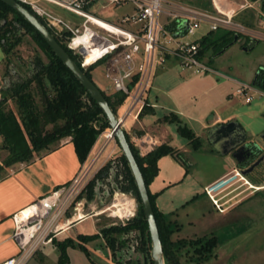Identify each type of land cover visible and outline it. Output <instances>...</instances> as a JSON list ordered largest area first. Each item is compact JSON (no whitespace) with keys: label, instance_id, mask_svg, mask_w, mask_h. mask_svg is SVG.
Masks as SVG:
<instances>
[{"label":"rangeland","instance_id":"obj_1","mask_svg":"<svg viewBox=\"0 0 264 264\" xmlns=\"http://www.w3.org/2000/svg\"><path fill=\"white\" fill-rule=\"evenodd\" d=\"M209 1L180 0L184 4L215 13L216 11L211 5L210 7L201 5V3L207 4ZM257 1L254 6L256 9L246 10L235 20L248 30L253 29L264 34V29L261 27L264 17H261L260 7H258L260 0ZM128 11H130V6L120 7L114 11L110 8L100 11L96 16L113 22L116 15H123ZM9 19L11 20V16ZM1 25L4 26L3 19H0ZM205 31L206 28L202 27L192 36H188L187 40L199 39ZM223 31L226 30L220 28L217 31H213L212 35ZM244 34L246 33H243L242 38L227 48L224 53L214 56L212 51H208L203 56L201 60L214 73L203 72L196 74L190 70L181 69L175 60L167 57L163 65L155 73L150 92L151 100H154L157 95L161 104V107L156 110L157 116L162 117L164 113H167L166 110L174 105L180 107L183 111L189 108L193 118L203 115L202 113L208 114L211 111L219 113L220 111L217 107L226 110L222 98L231 93L230 88L235 90L237 86L232 87L222 73L231 72L245 81L246 84H251L249 83L250 77V80H252L257 69L264 67V35L253 33L254 37L259 39V43L250 50L244 51L245 47L249 48V45L245 43L246 35ZM15 37H18L20 41L13 47L9 55H4L0 44L1 87L4 83L8 84L17 77L26 79L31 74L36 58H40L45 63L47 62L44 53L36 45L30 34L20 29ZM260 38L262 39L260 40ZM9 40L13 39L10 38ZM163 41L162 39V43ZM91 76L93 81L97 82L101 88L107 85L106 89L108 92L100 88L104 93L106 92L105 94H114L102 65L94 67ZM249 94L252 95L250 103L246 104L244 103V98L235 96L231 101L232 108L229 105L227 108L231 109L229 110L230 113H238V119L241 121L246 119L248 111L251 112L259 122V128H264V96L253 91L249 92ZM36 100L38 103L40 102L39 97H36ZM8 107L15 111L16 106L12 102L8 104ZM153 111L154 108L149 105L144 114L152 113ZM252 111H255V113ZM148 119L151 118L148 117ZM181 139L183 140V138ZM257 142L263 146L259 138ZM208 146L206 144V148ZM193 148L191 145L192 150ZM120 153L118 147L115 148L112 160L115 167L110 171V177L107 181L101 183L102 185L95 195L94 202L90 204L95 210L91 211L92 209L85 205V212H97L111 204L113 205L115 199L121 200L125 198L120 195L117 196L116 193L114 195L110 193L113 190H117L114 178L115 174L121 169L119 162ZM204 153L205 147L201 146L197 152L189 154L188 163L191 164V168H187L188 174L186 177V169L180 170L182 173L179 175V168L169 156L160 165L162 176H168V179L178 177V179L182 180L176 190L174 188L177 185L171 186L174 189L173 195H167L169 200L176 204V207H179L181 203L190 201L192 196L197 197L195 201L184 206L183 209L175 214L167 215V222L172 223V229L178 228L171 234L170 240L173 242L179 240L193 241L199 238L209 239L215 237L218 245L213 250L212 257L199 264H264V163L258 168L256 175L252 179L256 188L252 186L248 188L241 183L234 185L224 181L223 177H220L222 169L213 164L212 160ZM4 156L5 153L0 151V163ZM182 156L185 157V154ZM1 175L2 172L0 171ZM126 197L133 201V212L136 213L137 203L135 199L130 194H127ZM236 202H239V204L235 205ZM231 204L234 205L232 206ZM106 210L115 217L107 219V223L116 225L122 222L119 218L132 214L130 210H123L115 206H110ZM100 218L101 220H106L105 216ZM99 226V224H95L94 219H87L71 232L75 233L78 231L84 234H91L95 233ZM122 239L125 242L124 245L119 247L116 250L117 252L113 254L105 248L104 243H101L98 248L103 253L110 255L115 264H152L150 261V250L148 253H145L146 250H140L139 246L142 244V239L138 232L124 235ZM143 248L147 249L148 244L145 243ZM193 249V247L187 245L186 247H181L179 251H175V257L180 264H197L191 259ZM59 254L57 245L42 246L34 256V263L30 264H58ZM98 264L103 263L98 261Z\"/></svg>","mask_w":264,"mask_h":264},{"label":"built area","instance_id":"obj_2","mask_svg":"<svg viewBox=\"0 0 264 264\" xmlns=\"http://www.w3.org/2000/svg\"><path fill=\"white\" fill-rule=\"evenodd\" d=\"M15 1L28 7L63 40L79 57L83 69L94 65L104 67L110 88L125 96L115 115L126 135L128 122L137 121L147 106L146 94L152 88L157 68L167 57L175 60L181 69L196 74L212 72L199 57V40H187L202 24L208 25L209 32L223 28L255 38L252 32L234 20L236 11L223 6L220 0H212L215 13L180 0ZM124 6H130V11L116 15L113 22L96 16L100 11L110 8L114 11ZM172 25L173 29H169ZM254 90L251 84L243 83L235 93L250 103L252 95L249 92L258 94ZM128 137L140 157L151 153L157 144L147 133ZM117 147L113 131L108 126L99 133L86 160L67 184L13 214L12 237L17 242L18 252L0 264H27L40 247L51 243L59 231L58 222L69 209L75 207L78 211L83 206V195L89 182L113 160ZM108 148L106 158L101 161ZM134 216L132 211L124 218H118L125 222Z\"/></svg>","mask_w":264,"mask_h":264},{"label":"trees","instance_id":"obj_3","mask_svg":"<svg viewBox=\"0 0 264 264\" xmlns=\"http://www.w3.org/2000/svg\"><path fill=\"white\" fill-rule=\"evenodd\" d=\"M201 5L204 7L208 5L210 7L211 3L209 1L207 4L201 3ZM24 7L28 9V7ZM259 7L261 17H264V0L260 1ZM10 16L11 20L9 19ZM0 19L4 21V26H0V44L4 55H9L13 47L19 43L20 39L15 37V35L20 29H23L31 35L47 59L45 63L40 58H36L31 74L26 79L11 80L8 84L4 83L0 89V151L5 153L0 163V171L4 168L30 163L42 152L53 149L59 141L66 138H70L77 159L82 164L91 151L99 133L108 127L101 110L71 72L55 56L41 36L23 18L1 1ZM40 21L44 24L42 20ZM169 29H173V25ZM50 32L53 34L52 31ZM53 36L69 57L93 81L91 72L97 65L83 69L79 57L67 48L63 40L54 34ZM235 36H237V41L242 38V34L230 30L216 35H212V32H209L199 40L200 59L208 51H212L214 56L219 55L223 48L233 42ZM10 38L13 40H9ZM245 40L246 45H249V49L255 45L256 40L247 36ZM251 86L264 94V67L257 69ZM101 92L111 109L116 113L118 107L123 103L125 96L121 93L107 95L102 90ZM36 97H39V103ZM10 102L16 106L15 111L8 107ZM145 111L146 107H144L139 117ZM178 130L183 137L190 141V144L194 148L199 146V140L194 137L190 130L185 127H179ZM126 138L144 178L159 232L165 264H180L175 257V251H179L181 247L183 248L187 245L194 248L191 257L194 262L199 264L209 260L212 257L213 250L218 245L216 238L171 241V234L174 230H178V228L172 229V223L167 222V215L158 211L155 206L154 196L149 192V185L158 174V160L166 155L174 156V151L170 147L162 145L147 156L140 157L130 143L128 135H126ZM119 160L121 169L115 174L114 182L120 192L133 196L137 203V210L135 216L124 224L121 223L103 228L100 234L113 254L119 247L124 245L125 242L122 239L124 235L138 232L142 239V244L139 246L140 250H146L145 253H148L151 249L150 238L140 198L126 161L121 153ZM112 168L113 165L111 164L105 165L96 174L95 178L89 182L85 192L88 199H91L93 196L96 180L107 178ZM97 238V234L79 236V240L82 243H87ZM52 242H54V238ZM145 243L148 244V250L143 248ZM56 245L60 252L58 264H69V258L66 253L69 247L80 249L90 258V254L86 248L71 239L57 242Z\"/></svg>","mask_w":264,"mask_h":264},{"label":"crops","instance_id":"obj_4","mask_svg":"<svg viewBox=\"0 0 264 264\" xmlns=\"http://www.w3.org/2000/svg\"><path fill=\"white\" fill-rule=\"evenodd\" d=\"M220 2L222 3L223 6L226 5V7H228L230 10L236 11V15L234 17L235 20L246 10L256 9V7L254 6L257 4L258 1L257 0L256 1L220 0ZM210 3L211 6L214 8V4L212 3V0H210ZM241 6L243 7L240 8ZM259 6L260 5L258 3V7ZM261 24H262L261 27L264 29V21L261 22ZM202 27H205L206 31L200 36L198 40H201L209 33L207 24H202L201 28ZM249 31L260 35L263 34L253 29H250ZM250 38L259 41L258 39H255L251 36ZM261 39L262 38H260V40ZM212 72L214 73V71ZM222 74L225 76V78L228 79L232 87L237 86L238 88L241 84L246 83L245 81H243L236 75L232 74L231 72L222 73ZM16 79H19V77H17ZM250 79H249V83H251L253 78L252 80ZM95 84L99 88H101L97 82H95ZM106 87L107 85L102 87L103 91L108 92ZM151 89L146 94V103H147L146 108L149 105H151L154 108V111L152 113L143 114L138 118L137 121H133V120L129 121L127 135L130 136L132 134L142 135L144 133H147L148 136H150L153 140L157 142V144L154 147V150L159 146L164 145L170 147L175 153L174 156L166 155L158 160L157 163L158 174L149 185V192L151 195L154 196L155 206L160 213L171 216L175 214L177 211L183 209L184 206L195 201V198H197L195 196H192L190 201H186L183 204L181 203L179 207H176V204H174L173 201L169 200L167 195L168 194L173 195V190L174 189L176 190L179 184H181L182 180L178 179V177H173V179L172 178L168 179V176L165 175L162 176L161 166H160L162 161H164V159L167 156L171 157L174 161L173 163H175V165L179 168L178 169L179 175L182 173L181 171H183V169H186L185 170V177H186L188 174L187 168L189 169L191 168V164L188 163L189 154L197 152L198 149L201 148V146L205 147L204 154H206V156L212 160V163L218 166V168L220 167V169H222V173L220 174V177L222 176L224 181L234 185L237 183H241L248 188H251V186L256 188V186L253 185L254 183L252 179L256 175L257 170L249 176L239 175L238 171L236 170V166L233 160L230 158V156L228 155L221 156L219 153H217L212 148L208 139V134L210 130L216 127L217 125L225 124L228 122H238L246 133V141L255 142L258 145H260L259 142H257V139L260 138L261 134L264 132V128L263 127L259 128L260 124L256 120V117H254L252 113L248 111V113L246 114L247 117L246 119H244L245 120L244 122V120L241 121L238 119L239 116L238 113H230L229 110L231 109L227 108L228 105L230 106V108H232L231 101L235 96H237L235 93L236 89L233 90L232 88H230L231 93L227 94L225 98H222V101L224 102L225 105L224 108H226V110L221 109V107H217L220 111L219 113L211 111L208 114L202 113L203 115L194 118L189 108L183 111L181 110L180 107H176V105H174L172 108L167 109L166 110L167 113H164L162 117L161 116L158 117L156 114V110L161 107V104L158 101L157 95L156 98L154 99L155 101L151 100L152 99V97L150 96ZM254 91L258 92L259 95L264 96V94H262L258 90H254ZM252 112L255 113V111ZM148 117H150L151 119H148ZM179 127H185L193 133L194 137L199 140V146H197V148H193V150L191 149L190 141H188V139H186L179 133L178 130ZM179 137L183 138V140ZM0 143H1V139H0ZM206 144L209 145L207 148H206ZM260 146L263 147L262 145ZM108 151L109 150L105 151L102 154L100 159L101 161H103L106 158ZM184 154L185 157L182 156ZM107 164H111L113 165V167H115L114 166L115 164L112 161L108 162ZM80 165L81 164L77 159L74 146L70 141V138H66L59 141L57 146L54 147L53 149L42 152L37 158H35L30 163L20 164L17 166L4 168L3 170H1L2 175L0 176V263L10 257L15 256L18 252L17 242L12 237L14 231V224L12 221L13 214L28 207L36 200L48 195L56 188L67 184L76 174ZM112 169H110V171H112ZM109 177H110V173L107 178L102 180L101 179L96 180L93 188L92 198L88 199L87 194L85 193L86 195L85 194L83 195V201H84L83 206L78 211H75V207L67 211V213L58 222L59 231L54 236V242H51L44 246V247H49L50 245H56L57 242L64 241L65 239H71L75 243L83 245L86 248V250L89 252L90 258H88L85 255V253L80 249L69 247L66 250L67 256L69 258V264H98V261L102 262L103 264H115L113 263L112 257H110V255L103 253L98 248L99 245H101V243L102 244L104 243L105 248H107L109 251V248L105 244V241L103 240L100 231L103 228H108L110 226L116 225L114 223H107L108 222L107 219L114 217L111 213L109 214L108 211L106 210L112 204L108 207H105L93 213H87L85 212L86 210L84 209L85 205H88L87 207L91 208L92 209L91 211L95 210L94 208L91 207L90 204L94 202L95 195L96 193H98L99 188L102 185L101 183L107 181ZM173 185H177V186L173 189L171 187ZM110 193L113 195L116 193L117 196L120 195L122 197L127 198L126 197L127 194L120 192L119 189L113 190ZM131 202L133 203V201ZM238 204L239 202H236L235 205ZM231 205L233 206L234 204ZM121 209L130 210L128 208H121ZM130 211H133V209ZM102 216H105L106 220H101L100 217ZM87 219H94L95 224L100 225L99 228L95 231V233L84 234L78 231L75 233L71 232L73 229H76L78 225H80ZM121 223L123 224L125 222H121ZM95 234L98 235V238L95 240L89 241L87 243H82L79 240V236H91ZM36 253L28 261L27 264H30L34 261L35 258L34 256L36 255Z\"/></svg>","mask_w":264,"mask_h":264},{"label":"water","instance_id":"obj_5","mask_svg":"<svg viewBox=\"0 0 264 264\" xmlns=\"http://www.w3.org/2000/svg\"><path fill=\"white\" fill-rule=\"evenodd\" d=\"M0 1L10 7L21 18H23L41 36V38L46 42L55 56L71 72L74 78L82 85L87 94L101 110V113L104 116L108 126L113 131L116 143L122 156L124 157V160L126 161L127 167L131 173L140 198L150 238V260L152 264H165L159 232L144 178L132 153L129 142L127 141L126 134L122 130L114 111L109 106L101 90L69 57L65 50L56 41L49 29L34 14H32L27 8H25L15 0ZM236 42L237 36L234 37V40L230 45L222 49L220 54L224 53L227 48H229ZM256 44H258L257 40L255 42V45ZM250 49L245 47L243 50L248 51ZM208 139L212 148L221 156H226L228 154H232L233 156H235L237 154H241V152L245 148L246 133L238 122H228L225 124H219L211 129L208 134ZM263 160L264 156L260 157L249 169L243 171L242 174L246 175L250 173ZM239 162L241 161L239 160Z\"/></svg>","mask_w":264,"mask_h":264},{"label":"flooded vegetation","instance_id":"obj_6","mask_svg":"<svg viewBox=\"0 0 264 264\" xmlns=\"http://www.w3.org/2000/svg\"><path fill=\"white\" fill-rule=\"evenodd\" d=\"M259 139L264 146V132L261 134ZM228 156H230V158L233 160L239 175L249 176L256 170H258V168L264 163V160L250 173L243 175L242 172L249 169L260 157L264 156V148L255 142L245 141V148L243 149L241 154H237L235 156H233L232 154H228ZM239 160L241 162H239Z\"/></svg>","mask_w":264,"mask_h":264},{"label":"bare ground","instance_id":"obj_7","mask_svg":"<svg viewBox=\"0 0 264 264\" xmlns=\"http://www.w3.org/2000/svg\"><path fill=\"white\" fill-rule=\"evenodd\" d=\"M113 206L120 208H128L130 210L133 209V203L128 198H124L121 200H119L118 198L115 199Z\"/></svg>","mask_w":264,"mask_h":264}]
</instances>
